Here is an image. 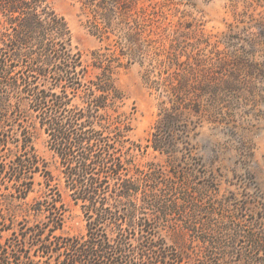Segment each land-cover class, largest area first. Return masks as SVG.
I'll list each match as a JSON object with an SVG mask.
<instances>
[{
    "label": "trees",
    "instance_id": "16d2710c",
    "mask_svg": "<svg viewBox=\"0 0 264 264\" xmlns=\"http://www.w3.org/2000/svg\"><path fill=\"white\" fill-rule=\"evenodd\" d=\"M75 1L101 43L115 46L121 24L142 25L132 12L139 0ZM110 50H95L85 65L45 0H0V239H10L0 241V264H264L262 224L242 225L214 188L188 182L177 165L170 175L139 162L149 148L169 154L175 116L163 109L146 145L131 140L134 113L121 111L117 85L124 65ZM37 132L81 211L82 235L62 234L67 208L36 152Z\"/></svg>",
    "mask_w": 264,
    "mask_h": 264
},
{
    "label": "rangeland",
    "instance_id": "374dc122",
    "mask_svg": "<svg viewBox=\"0 0 264 264\" xmlns=\"http://www.w3.org/2000/svg\"><path fill=\"white\" fill-rule=\"evenodd\" d=\"M45 4L64 18L85 65L92 52L109 44V52L120 55L124 67L117 85L125 96L121 111L134 113L131 140L146 145L163 109L175 116L169 154L149 148L139 162L164 165L170 175L169 165H177L188 182L214 188L242 225L264 226V0H139L132 12L143 15L142 25H119L111 35L115 46L91 34L79 2ZM89 71L91 77L96 73L91 66ZM34 146L67 208L62 234H84L81 211L68 196L43 133L37 132ZM4 192L2 187L0 199ZM2 235L1 243L8 244L9 233Z\"/></svg>",
    "mask_w": 264,
    "mask_h": 264
}]
</instances>
